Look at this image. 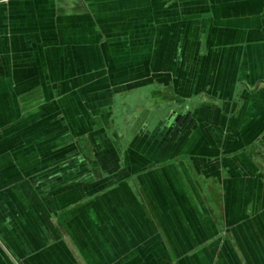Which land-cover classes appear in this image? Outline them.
I'll return each mask as SVG.
<instances>
[{
	"label": "crops",
	"instance_id": "1",
	"mask_svg": "<svg viewBox=\"0 0 264 264\" xmlns=\"http://www.w3.org/2000/svg\"><path fill=\"white\" fill-rule=\"evenodd\" d=\"M0 264H264V0H0Z\"/></svg>",
	"mask_w": 264,
	"mask_h": 264
}]
</instances>
